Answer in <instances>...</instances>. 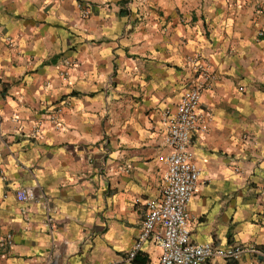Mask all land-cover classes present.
Instances as JSON below:
<instances>
[{
  "label": "crops",
  "instance_id": "obj_1",
  "mask_svg": "<svg viewBox=\"0 0 264 264\" xmlns=\"http://www.w3.org/2000/svg\"><path fill=\"white\" fill-rule=\"evenodd\" d=\"M194 82L190 238L253 247L203 264H264V0H0V264H156L151 238L129 253Z\"/></svg>",
  "mask_w": 264,
  "mask_h": 264
},
{
  "label": "built area",
  "instance_id": "obj_2",
  "mask_svg": "<svg viewBox=\"0 0 264 264\" xmlns=\"http://www.w3.org/2000/svg\"><path fill=\"white\" fill-rule=\"evenodd\" d=\"M87 12L83 11V15ZM262 35V32L259 33ZM9 42V40L6 38ZM67 68L75 64L64 60ZM201 77L207 78L205 69L195 64ZM65 79L68 71H61ZM207 86L202 82H194L181 96L174 111L166 109L163 119L166 134L164 137L168 152L163 156L165 166L163 185L158 198L146 202V214L138 238L129 257H133L141 243L148 238L153 239L160 249L156 264H203L205 261L220 257L238 260L252 246H241L233 243L219 246L211 242H194L190 238L187 206L190 203L199 182L200 170L189 151L190 134L199 125L198 106L201 93ZM55 114L49 119L55 125L60 124L61 108H55ZM18 201H44V193L37 186H23L15 190ZM4 193L0 201L4 198ZM11 234L0 238V246L11 248Z\"/></svg>",
  "mask_w": 264,
  "mask_h": 264
}]
</instances>
